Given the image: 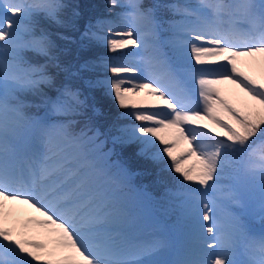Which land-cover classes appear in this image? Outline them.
Returning a JSON list of instances; mask_svg holds the SVG:
<instances>
[{
    "label": "snow or ice",
    "instance_id": "6c2138e0",
    "mask_svg": "<svg viewBox=\"0 0 264 264\" xmlns=\"http://www.w3.org/2000/svg\"><path fill=\"white\" fill-rule=\"evenodd\" d=\"M108 5L130 10L82 33L113 54L110 75L85 81L122 110L102 133L80 88L27 55L52 60L39 17L60 23L64 5L0 0V264H264V0ZM224 84L246 98L230 103ZM133 145L179 236H137L136 173L116 151Z\"/></svg>",
    "mask_w": 264,
    "mask_h": 264
},
{
    "label": "trees",
    "instance_id": "16d2710c",
    "mask_svg": "<svg viewBox=\"0 0 264 264\" xmlns=\"http://www.w3.org/2000/svg\"><path fill=\"white\" fill-rule=\"evenodd\" d=\"M85 1L70 0V2L67 4V8L70 9L73 14H71L72 20L74 19V17L75 19H77V27L80 29H83V26L87 24V21L90 19V17L93 18L94 15L98 14L99 11L97 10L96 13H90L88 11V5L87 3H85ZM149 1L150 0H142L141 4L146 7ZM60 2L62 4L64 3V1L61 0ZM99 9L103 12L106 10L107 13H111L110 11H112L114 7H109L108 0H105V2L100 5ZM64 14L63 15L65 18L69 17L66 12V9L64 11ZM91 24L93 25V21L91 22ZM70 25L71 23L66 21L59 28L58 32L61 36L60 39L63 44H57L58 47L56 49L51 47L50 54L53 53L52 55L57 58V61L53 65H47V69L53 71L52 76L57 85L67 84L69 86H77L80 88V90L87 97V101L91 106L87 115L91 117L92 123L97 124V127L100 129L101 132H106L107 128L111 126L110 122H112L114 119L113 115L115 117V115H117L120 109L117 107L112 96L108 94L105 88L89 87L88 84L85 83V81L104 79L106 76H108L109 73L104 69L101 61L105 57H109L110 54L105 46L96 43V41L89 42L87 40L79 39L80 44L78 43L79 45L77 48L70 50L72 55L69 56L67 51H65V27H69ZM52 38L54 40L53 33ZM66 44L68 45V43ZM71 48L74 47L71 45ZM40 57L42 58V56ZM85 61L90 62L93 66L87 70L80 69L78 71L79 66L84 64ZM64 72H68L70 74L68 79H65L63 77ZM45 91L49 90L46 88ZM27 100L34 103H39V100L35 97L29 96L27 97ZM100 104L104 106L105 113L104 109L99 107ZM92 107L99 109L98 114H94L92 112ZM31 111L35 112L36 109H31ZM102 114L106 115V118L100 116ZM83 119L84 118H81V122H83Z\"/></svg>",
    "mask_w": 264,
    "mask_h": 264
},
{
    "label": "rangeland",
    "instance_id": "374dc122",
    "mask_svg": "<svg viewBox=\"0 0 264 264\" xmlns=\"http://www.w3.org/2000/svg\"><path fill=\"white\" fill-rule=\"evenodd\" d=\"M102 1L103 0H87L86 3L88 5V11L90 13H96L97 10L100 11L99 7L102 4ZM39 18H42V16H40ZM62 18H63V14H62L61 17H57V19L59 21H61L60 23H57L54 20H51L49 18H48V20H46V18H44V25L41 23V26L43 28L45 26L51 33H53L54 41L52 42V47L55 48V49L58 47L57 44H63V42L60 39L61 36H60V34L58 32L59 28L63 24L62 23V21H63ZM76 21H77V19H75L74 22H76ZM67 30H68V26L65 27V31H67ZM72 49H74V48H71V46H66L65 51H67L69 56L72 55L71 52H70V50H72ZM259 71H260L259 68H257L255 74L258 75ZM221 87H222V89H224V94H225L226 98L229 100L230 103L239 105L240 98H246L244 96V93L240 92V90L237 89L235 87V85L224 84V85H221ZM45 90H46V88H45ZM99 107L104 109V106H102L101 104L99 105ZM95 109H97V108H95ZM97 110H99V109H97ZM104 113H105V109H104ZM100 116L106 118V115H104V114H102ZM146 165L149 166V163H147L145 161H140L139 164H138V169L140 170V171L138 170V172L140 173V175H142L143 177L148 178V179H145V182H148L149 178H152V177H153V182L154 183L159 182V174L157 175V174L151 172V175H145L146 171H148L147 168H146ZM142 182H144V181H142ZM147 193L150 194V195H153V193L150 192V191H148ZM156 204H157V206H159V202H157ZM159 208H160V206H159ZM156 212L162 213L161 209H159V210L157 209ZM256 219H258V221L260 220L258 216L256 217Z\"/></svg>",
    "mask_w": 264,
    "mask_h": 264
},
{
    "label": "bare ground",
    "instance_id": "6f19581e",
    "mask_svg": "<svg viewBox=\"0 0 264 264\" xmlns=\"http://www.w3.org/2000/svg\"><path fill=\"white\" fill-rule=\"evenodd\" d=\"M22 219H23V217H22Z\"/></svg>",
    "mask_w": 264,
    "mask_h": 264
}]
</instances>
